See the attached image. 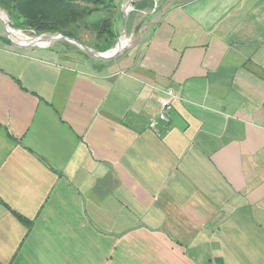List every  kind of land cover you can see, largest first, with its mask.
<instances>
[{"label":"crops","instance_id":"0c3cea01","mask_svg":"<svg viewBox=\"0 0 264 264\" xmlns=\"http://www.w3.org/2000/svg\"><path fill=\"white\" fill-rule=\"evenodd\" d=\"M133 1L87 53L0 8V264H264V0Z\"/></svg>","mask_w":264,"mask_h":264},{"label":"rangeland","instance_id":"374dc122","mask_svg":"<svg viewBox=\"0 0 264 264\" xmlns=\"http://www.w3.org/2000/svg\"><path fill=\"white\" fill-rule=\"evenodd\" d=\"M133 2H135V0ZM154 2L155 4H157L156 1ZM130 4H132V2ZM112 6L113 4L107 7L108 9H106L105 13L94 11L95 13L93 12L94 14H92L91 18L89 17L88 19H83V20L78 21V23H76L75 25H72L70 28L65 30L63 33L70 34L74 32V34L75 33L77 34L78 30L84 28L86 30L83 34V40L84 41L86 40L88 44L82 42V44H84V46H82V51L87 53L86 50L88 48L90 49L92 48L93 50L97 49L96 41H101V40L104 41V39L100 37L99 35L100 33L98 30H96V27L100 25L99 27L100 31L102 30V28H104L105 32H108V33H110L111 28L114 30V24L112 23V20H111V11H114L115 7H112ZM0 8L4 12L5 19L3 21L1 18V20L3 21L2 25H3V31L5 32L4 35H6L8 39H10L11 37V35L8 34V29H7L10 26H11V29H10L11 32L13 30V26L20 27L24 30H29L30 32L26 33L29 35V38L34 37V39H38L39 43L42 45H45L46 43H48L52 36L57 37L59 35V32H40L36 28L30 27L27 24L28 23L27 20L23 18L21 15H19V13L16 10H14L13 4H10L9 1L0 0ZM0 17H2L1 14H0ZM121 35L122 33L119 32L118 36L120 37ZM12 37L14 38L16 36L12 35ZM85 45L87 48L85 47ZM87 235H88V239H90L91 234L89 231H87ZM29 241L27 240L24 246H22V252L18 256L15 264H56V262L54 261H57L58 264H66V263L61 262V258H60V255H62L64 250L59 249L56 244H44L45 242H38L37 238H33L32 240H29ZM36 243H38V246L37 248L33 249V247H35L36 245H34L33 247L32 245ZM4 249L6 250L5 247ZM90 250L92 252H95L93 248H90ZM47 251H50V254H51L50 257L47 256L48 255ZM163 251L165 250H161V252ZM53 252L59 253L57 257H51L52 255L56 256L55 254H53ZM81 255H82L81 258H77V259L83 260L81 264H92L94 262H97L96 257L95 258L84 257L82 253ZM99 259L100 258H98V260ZM106 259H107L106 261L109 262V264H112L111 261L108 260L109 257H106ZM131 260L132 258L127 257L126 259L127 262L122 261V264H136V262L131 261ZM159 260L162 261L163 263L164 257L163 258L160 257ZM170 260L172 261L173 264H175L176 261H173V258H170ZM139 262L142 263V258L139 260ZM113 264H119V263H113Z\"/></svg>","mask_w":264,"mask_h":264},{"label":"trees","instance_id":"16d2710c","mask_svg":"<svg viewBox=\"0 0 264 264\" xmlns=\"http://www.w3.org/2000/svg\"><path fill=\"white\" fill-rule=\"evenodd\" d=\"M13 4L14 10L27 20V24L40 32H59L69 38H76L74 33L64 34L63 32L72 25L83 19L92 17L95 12H106L113 0H6ZM112 7H115L114 5ZM95 11V12H94ZM94 12V13H93ZM96 27V26H95ZM100 25L96 27L100 37L107 39L111 45L115 35L111 28L110 33L105 32ZM18 219L25 225L30 223L22 218Z\"/></svg>","mask_w":264,"mask_h":264},{"label":"built area","instance_id":"2783aa9c","mask_svg":"<svg viewBox=\"0 0 264 264\" xmlns=\"http://www.w3.org/2000/svg\"><path fill=\"white\" fill-rule=\"evenodd\" d=\"M180 96L174 87H169L164 91V96L161 99V111L153 121V127L160 123H169L170 114L174 110L175 103L179 101Z\"/></svg>","mask_w":264,"mask_h":264},{"label":"water","instance_id":"95a60500","mask_svg":"<svg viewBox=\"0 0 264 264\" xmlns=\"http://www.w3.org/2000/svg\"><path fill=\"white\" fill-rule=\"evenodd\" d=\"M0 13H1V11H0Z\"/></svg>","mask_w":264,"mask_h":264}]
</instances>
